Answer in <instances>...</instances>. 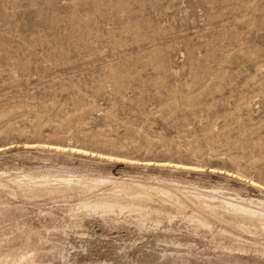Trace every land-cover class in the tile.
Returning a JSON list of instances; mask_svg holds the SVG:
<instances>
[{"label":"rangeland","instance_id":"1","mask_svg":"<svg viewBox=\"0 0 264 264\" xmlns=\"http://www.w3.org/2000/svg\"><path fill=\"white\" fill-rule=\"evenodd\" d=\"M227 200L264 201V0H0V264H264Z\"/></svg>","mask_w":264,"mask_h":264},{"label":"bare ground","instance_id":"2","mask_svg":"<svg viewBox=\"0 0 264 264\" xmlns=\"http://www.w3.org/2000/svg\"><path fill=\"white\" fill-rule=\"evenodd\" d=\"M61 147L60 146H57V147L55 146V149L64 150V148L66 146L64 148L63 147L61 148ZM79 152L83 153L85 155H88L86 150H81L80 149ZM103 157H104V154H103ZM120 181L121 180H118L116 178L115 179L114 178H111V179L99 178V179H96V180L92 181V183L90 185L92 187H96V186L105 184L107 182H113V183H116V184L120 185L118 189H120V193L121 194L125 195V192L129 189L130 184L127 183V182H123V181L120 182ZM65 183L69 184L70 182H65ZM156 189L158 191H162L163 190L162 194H165V195L169 194L168 191H165V188L158 187ZM210 196H211V194H210ZM226 205L232 210V212L235 215H239L240 217H246V218H248L250 220L255 219V218H258L260 220L264 219V201H257V202L250 201L248 203H246V202H241L240 203V202H236L234 200L233 201H230V200L228 201L227 200L226 201ZM82 208L86 209L87 211L95 212V213H98V214H101V215H108V214H112V213H115V212L116 213L120 212L122 214L124 212H130V213L136 212V213H139L140 217H144L145 218L148 215H150V213H151L148 209L143 207V204L140 203V198H136V200H134V201H128V200L125 201L124 198L122 196H120V195L119 196L115 195V196L110 197V198L98 199V200H95V201H92V202H85L83 204ZM203 224L208 225V222L203 220ZM26 258L27 257L24 256L23 260H25Z\"/></svg>","mask_w":264,"mask_h":264}]
</instances>
